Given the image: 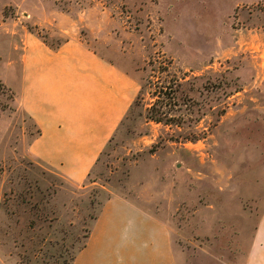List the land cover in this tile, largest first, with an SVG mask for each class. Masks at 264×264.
Listing matches in <instances>:
<instances>
[{
  "label": "rangeland",
  "instance_id": "374dc122",
  "mask_svg": "<svg viewBox=\"0 0 264 264\" xmlns=\"http://www.w3.org/2000/svg\"><path fill=\"white\" fill-rule=\"evenodd\" d=\"M64 27L140 86L82 184L33 155L10 84L21 34L57 45ZM115 194L169 224L171 264H243L264 204V0H0V264H70Z\"/></svg>",
  "mask_w": 264,
  "mask_h": 264
},
{
  "label": "crops",
  "instance_id": "0c3cea01",
  "mask_svg": "<svg viewBox=\"0 0 264 264\" xmlns=\"http://www.w3.org/2000/svg\"><path fill=\"white\" fill-rule=\"evenodd\" d=\"M78 30L60 28L69 35L53 45L37 30L26 29L13 64L16 83L10 84L38 130L30 145L33 155L82 184L136 101L140 86L130 71L92 48ZM256 210L243 264H264V204ZM141 238L148 246L145 264L176 260L169 224L128 197L112 195L71 264H138Z\"/></svg>",
  "mask_w": 264,
  "mask_h": 264
},
{
  "label": "trees",
  "instance_id": "16d2710c",
  "mask_svg": "<svg viewBox=\"0 0 264 264\" xmlns=\"http://www.w3.org/2000/svg\"><path fill=\"white\" fill-rule=\"evenodd\" d=\"M95 217H97V215H96ZM91 228H92V226H91ZM91 228H90V230H89V233H90V231H91ZM89 233L86 235V239H87ZM85 245H86V241H85L84 244L79 248V250H80L81 248H83ZM79 250H78V251H79ZM78 251H77V252H78ZM77 252H76V253H77ZM75 256H76V254L73 256V259L75 258ZM73 259H72V261L70 262V264L73 262Z\"/></svg>",
  "mask_w": 264,
  "mask_h": 264
}]
</instances>
